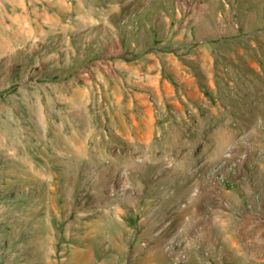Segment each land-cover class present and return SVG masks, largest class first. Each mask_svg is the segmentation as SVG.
Returning a JSON list of instances; mask_svg holds the SVG:
<instances>
[{
    "label": "rangeland",
    "instance_id": "obj_1",
    "mask_svg": "<svg viewBox=\"0 0 264 264\" xmlns=\"http://www.w3.org/2000/svg\"><path fill=\"white\" fill-rule=\"evenodd\" d=\"M0 264H264V0H0Z\"/></svg>",
    "mask_w": 264,
    "mask_h": 264
}]
</instances>
